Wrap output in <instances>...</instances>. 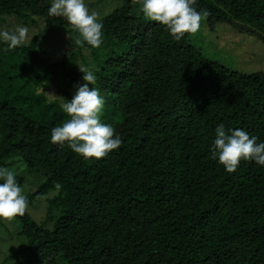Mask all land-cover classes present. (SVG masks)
<instances>
[{"label": "trees", "instance_id": "trees-1", "mask_svg": "<svg viewBox=\"0 0 264 264\" xmlns=\"http://www.w3.org/2000/svg\"><path fill=\"white\" fill-rule=\"evenodd\" d=\"M49 6L0 0V22L37 31L0 51V166L21 188L35 187L28 206L51 194L40 223L26 212L13 218L19 244L0 264H264V166L242 160L228 172L210 152L219 123L264 141V69L243 73L203 57L191 42L197 32L173 39L137 0L100 18L98 48L81 36L77 51L49 62L44 35L71 28ZM195 7L208 10L206 28L224 24L264 45V0ZM79 61L104 97L101 121L122 140L100 159L50 142L68 119L63 98L84 83Z\"/></svg>", "mask_w": 264, "mask_h": 264}, {"label": "clouds", "instance_id": "clouds-1", "mask_svg": "<svg viewBox=\"0 0 264 264\" xmlns=\"http://www.w3.org/2000/svg\"><path fill=\"white\" fill-rule=\"evenodd\" d=\"M143 16L166 27L169 35L180 40L186 33L201 29V21L209 15L207 9L197 10V0H137ZM48 15L64 18L78 31L83 40L93 48L102 43L103 24L98 13L90 11L85 0H50ZM29 28L17 25L11 31L0 29V43L6 44L0 51H10L31 40ZM77 43H80L78 40ZM82 81L75 87L70 100L63 98L61 109L68 119L50 130V142L67 145L83 158L100 159L120 147L122 140L111 124L101 121L105 104L96 85L92 71L79 67ZM215 138L210 146L212 158L222 164L226 171H234L240 162L251 161L264 166V141L250 136L242 128L225 129L223 123L215 127ZM28 201L16 179L15 173L0 166V219L11 221L23 216Z\"/></svg>", "mask_w": 264, "mask_h": 264}, {"label": "rangeland", "instance_id": "rangeland-1", "mask_svg": "<svg viewBox=\"0 0 264 264\" xmlns=\"http://www.w3.org/2000/svg\"><path fill=\"white\" fill-rule=\"evenodd\" d=\"M50 4V0H47ZM90 11L98 13L99 19L112 13L122 5V0H85ZM19 25L14 18L4 19L0 22V29L13 30ZM71 28V26H69ZM71 28H61L55 32L46 33V38L42 46L44 50L43 58L49 62L61 59L72 51H77V41L81 40V35ZM71 31L69 35L67 31ZM230 27L224 24H218L207 28L201 23V29L197 31L194 37H191V42L199 49L203 57L221 62L230 69L251 73V69H264V45L257 39H253L246 34H240L235 31H229ZM34 29L30 30L29 34L36 33ZM40 35L36 38L38 41ZM34 40V38H32ZM82 52L85 62L88 67H93V61L90 58L88 48L83 46L79 49ZM84 61H79V65L84 69ZM53 92V91H52ZM23 194L27 191L35 190L34 186H26L21 188ZM51 197L48 194L45 197L33 202L27 207L26 213L36 222L40 223L46 215L47 198ZM17 223L14 219L10 222L0 219V262L2 255L12 251L19 244L18 237L15 236Z\"/></svg>", "mask_w": 264, "mask_h": 264}]
</instances>
